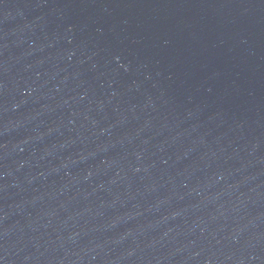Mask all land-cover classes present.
Wrapping results in <instances>:
<instances>
[{
  "label": "water",
  "instance_id": "water-1",
  "mask_svg": "<svg viewBox=\"0 0 264 264\" xmlns=\"http://www.w3.org/2000/svg\"><path fill=\"white\" fill-rule=\"evenodd\" d=\"M0 264H264V0H0Z\"/></svg>",
  "mask_w": 264,
  "mask_h": 264
}]
</instances>
